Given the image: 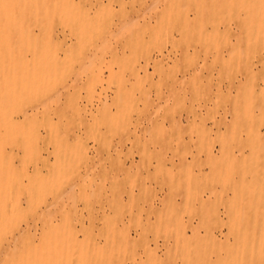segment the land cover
Returning a JSON list of instances; mask_svg holds the SVG:
<instances>
[{
    "label": "rangeland",
    "instance_id": "obj_1",
    "mask_svg": "<svg viewBox=\"0 0 264 264\" xmlns=\"http://www.w3.org/2000/svg\"><path fill=\"white\" fill-rule=\"evenodd\" d=\"M1 125L0 175L35 183L0 188V264H219L245 229L249 264H264V0H0ZM129 175L146 202L123 212L115 262L101 235L114 221L84 209L106 197L90 185ZM192 214L200 244L184 256L163 240Z\"/></svg>",
    "mask_w": 264,
    "mask_h": 264
},
{
    "label": "bare ground",
    "instance_id": "obj_2",
    "mask_svg": "<svg viewBox=\"0 0 264 264\" xmlns=\"http://www.w3.org/2000/svg\"><path fill=\"white\" fill-rule=\"evenodd\" d=\"M113 0H108L109 4H112ZM122 3V2H121ZM85 45H82L78 49H74L68 52H62L57 55V58L54 59L55 63L54 66L60 65V64H74L77 61V58L84 54L88 49ZM17 89V88H16ZM15 89V90H16ZM71 120V117L69 114H64L62 116L61 121L64 123H67ZM55 120L51 119V132L54 134H65L68 133L67 129H59L54 126ZM0 133L7 132V127L4 125H1ZM122 154V153H120ZM10 155V152L4 151L0 152V162H3L6 160ZM127 158L134 157L132 152H129L125 154ZM123 167V168H122ZM116 173L120 171L119 168L124 169L125 168V162L122 164H115L114 166ZM3 173L0 175V188H3L4 190L8 189L7 184L9 182H15V181H24L25 178H28L31 183H35L34 178L32 179V173L28 172L27 170L21 171L16 170L12 173L5 172V170H1ZM5 172V173H4ZM191 177H196L195 172H192L189 174ZM34 181V182H33ZM125 183L126 186L122 189H110L108 192L106 189H104L101 186L94 187L93 185H90V190L99 191V193L103 192L106 194L104 202L99 206L96 207V205H91L86 207L84 211L89 213L90 215H94L96 213H102L103 216L108 221V217H110L112 220L109 219V222L114 221V225H108L105 229H103L102 236H105L106 244L102 247V256L103 258L111 259L115 262H118L121 257H123L120 253H116L114 250L117 248H122L127 243L128 239L126 236H131V224H126L121 220L123 212L127 211V208L131 209L133 207H142L143 204H145L146 201H140L135 198L134 195V188H135V181L131 175L125 177ZM27 187V185H26ZM170 197L175 198L176 194L173 191H170L169 193ZM195 196V194L193 193ZM72 197V195H69ZM191 200V194H184L182 195L187 208L189 207H195L196 203L199 201V198L196 196ZM10 203H13V205L20 204L19 197L17 196H10ZM144 206V205H143ZM63 207V206H62ZM64 208V207H63ZM5 216V214H3ZM194 214L190 215L187 222H184L183 220H178V216L175 219V225L177 224V229L175 234L171 238H165L163 240V244L167 247H170V241L173 240V245L176 249L182 254V255H190L192 251H194L198 245L200 244V231L198 227H192V236L189 237L187 233V228L191 227V221L194 220L193 217ZM4 222H9L7 217L3 218ZM206 228L209 226L206 225ZM109 233H114V236L109 237ZM257 231L256 230H249L245 229L242 231H239L235 234V240L232 244L229 243L226 249V253L223 255H219L217 258V262L219 264H249V258H250V250L249 247L251 246V239H254L256 237ZM112 245V247L110 246ZM10 246V245H9ZM75 246L74 243L68 242L64 243L57 247V249L54 251L52 257H50V261L54 260L57 261L58 257H60L65 251H68L70 249H73ZM150 245L147 246V252H149ZM200 250V249H199ZM36 256V255H35ZM34 262L37 263V258L34 259ZM204 264V263H203Z\"/></svg>",
    "mask_w": 264,
    "mask_h": 264
}]
</instances>
